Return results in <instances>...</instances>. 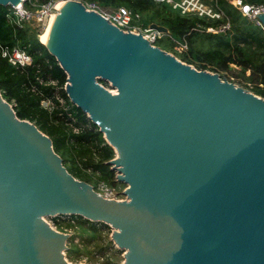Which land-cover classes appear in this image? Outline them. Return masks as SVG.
<instances>
[{
	"label": "water",
	"instance_id": "95a60500",
	"mask_svg": "<svg viewBox=\"0 0 264 264\" xmlns=\"http://www.w3.org/2000/svg\"><path fill=\"white\" fill-rule=\"evenodd\" d=\"M48 45L70 99L115 149L126 198L73 176L0 91V264H71L70 234L46 220L62 214L112 226L126 264H264V97L78 0L62 8Z\"/></svg>",
	"mask_w": 264,
	"mask_h": 264
},
{
	"label": "trees",
	"instance_id": "16d2710c",
	"mask_svg": "<svg viewBox=\"0 0 264 264\" xmlns=\"http://www.w3.org/2000/svg\"><path fill=\"white\" fill-rule=\"evenodd\" d=\"M97 1L105 6L118 4L141 13H151L150 24L166 26L174 38L187 39L189 50L184 53L175 51L182 61L195 64L198 69L217 72L223 78L226 76L225 71L231 66L239 67L243 69V78L251 83V90L264 97V29L243 16L232 6L230 0H219L220 7L232 21V30L227 33L194 29L199 24L205 27L216 26L222 20L182 15L169 5L153 0ZM8 8L0 4V39L7 46L19 45L25 48L33 56V63L23 68L16 67L3 58L0 52V91L3 98L14 104L16 115L20 119L33 122L51 138L55 151L63 158L68 171L77 179L93 186L99 179L116 187L124 184L118 182V173L110 163L116 157L115 149L107 142L99 126L72 102L64 88L68 82L66 71L40 41L36 31L29 27L11 25L7 16ZM28 30H33L34 35L31 32L29 34ZM247 71H250L249 75L246 74ZM52 81L57 84L53 85ZM57 95L65 99V105L60 103ZM43 100H51L54 107L47 109ZM74 127L80 128V131L76 133ZM103 223L80 215H71L68 221H60L59 227L82 229L79 233L86 239L96 238L102 231L101 228L110 227ZM69 251H80V247L71 243Z\"/></svg>",
	"mask_w": 264,
	"mask_h": 264
},
{
	"label": "built area",
	"instance_id": "2783aa9c",
	"mask_svg": "<svg viewBox=\"0 0 264 264\" xmlns=\"http://www.w3.org/2000/svg\"><path fill=\"white\" fill-rule=\"evenodd\" d=\"M82 2L86 9L89 11H95L104 16L114 25L118 26L124 31H131L136 34H142L151 44L158 46L157 42L164 33L152 28L144 23L139 25L135 23L142 19V13L134 11L127 6L118 5L115 7L105 6L97 0H78ZM156 3H165L172 7L173 10L180 12L182 15H196L207 20H222L218 25H210L205 27L204 25H198L194 29H200L202 31L212 33H227L232 30V21L227 16L225 11L220 7L219 0H153ZM58 0H22L21 5L8 6L7 16L11 25L16 27H29L37 32L39 39L40 34L45 29L47 21L51 14L57 11ZM230 3L234 8L239 10L243 16L253 21L256 25L264 29V23L257 15L258 13H264V2L254 3L246 0H230ZM38 7V8H33ZM129 29V30H128ZM170 38L175 41L174 51L184 53L189 50V44L187 39H176L171 34ZM0 52L3 58H6L13 66L26 67L33 63V56L23 47L19 45L10 47L5 45L0 39ZM172 54V53H171ZM176 56V55H175ZM178 58V57H177ZM179 59V58H178ZM181 60V59H180ZM187 63V62H186ZM193 65V64H191ZM194 66V65H193ZM53 85L57 82L52 81ZM67 85V84H66ZM65 85V89H66ZM56 98L62 105L66 104V101L60 95ZM12 106L13 103H10ZM43 104L52 109L54 104L51 100H43ZM14 107V106H13ZM74 131L78 133L80 128L74 127ZM94 189L106 199L124 200L126 196L123 191L119 190L116 186L109 184L103 179H99L94 186ZM120 192V193H119ZM47 220V219H46ZM50 223V222H49ZM51 224V223H50ZM53 228V224H51ZM56 229V228H55Z\"/></svg>",
	"mask_w": 264,
	"mask_h": 264
},
{
	"label": "rangeland",
	"instance_id": "374dc122",
	"mask_svg": "<svg viewBox=\"0 0 264 264\" xmlns=\"http://www.w3.org/2000/svg\"><path fill=\"white\" fill-rule=\"evenodd\" d=\"M115 5H118V4H115ZM115 5L113 7H115ZM33 8H38V7H33ZM142 15H143L142 19L139 21H136L135 23L139 25L143 23L145 25H149L150 19H151V13L142 12ZM32 31L28 30L27 32L30 34V32L32 33ZM168 34H164L162 37H160L157 42V45L162 49H169L168 52L172 53L173 55H176L174 51V46L176 43L174 40L170 38V35ZM242 70L243 69H240L239 67L231 66L230 69H227L225 71L226 73L225 77L231 82L239 86H242L246 88L247 90L252 91L251 90L252 85L248 79L243 78L244 76H243ZM246 74L249 75L250 71H247ZM101 81L103 82L102 84H104L107 88L111 90L114 89L109 82H106L103 80ZM46 108L51 110L48 107ZM117 188L120 191L121 190L124 191L127 188V184H121V185L119 184ZM70 217H71L70 214H65V215L62 214V215H57V216H49V217H46V219L48 222L53 224V226L57 230L70 234V239L68 241L69 248L71 246V243L73 244L75 243L80 247V251H77V252H70L69 249L66 251L65 253L66 257L71 264H126V250L121 249L118 246V244L114 241L112 237L114 228L112 226L109 225L110 227L108 228L107 227L101 228L102 231L97 234L96 238H86L85 239L83 237V234L79 233L82 231V229L80 230L75 227L70 228L69 226H68V229L59 227L60 221H66V220L68 221ZM103 224H106V223L104 222Z\"/></svg>",
	"mask_w": 264,
	"mask_h": 264
},
{
	"label": "bare ground",
	"instance_id": "6f19581e",
	"mask_svg": "<svg viewBox=\"0 0 264 264\" xmlns=\"http://www.w3.org/2000/svg\"><path fill=\"white\" fill-rule=\"evenodd\" d=\"M69 1H74V0H61L57 2V11L53 12L49 18V20L47 21V24L45 26V29L43 30V32L40 34V41L45 44L49 49V45H48V38L50 36L51 30L54 26V23L56 21L57 16L62 12V8L66 5L67 2ZM17 5H21V1L18 2ZM51 50V49H50ZM53 51V50H51ZM54 52V51H53ZM113 92H116L113 91Z\"/></svg>",
	"mask_w": 264,
	"mask_h": 264
}]
</instances>
